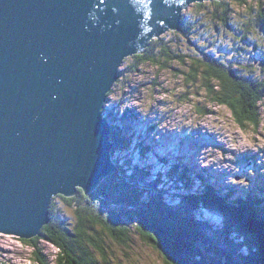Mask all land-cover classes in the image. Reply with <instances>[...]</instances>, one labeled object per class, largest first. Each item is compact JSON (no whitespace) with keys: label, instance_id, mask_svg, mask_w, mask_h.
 <instances>
[{"label":"water","instance_id":"1","mask_svg":"<svg viewBox=\"0 0 264 264\" xmlns=\"http://www.w3.org/2000/svg\"><path fill=\"white\" fill-rule=\"evenodd\" d=\"M207 1L0 0V233L37 237L54 194L117 173L102 110L122 63Z\"/></svg>","mask_w":264,"mask_h":264},{"label":"trees","instance_id":"2","mask_svg":"<svg viewBox=\"0 0 264 264\" xmlns=\"http://www.w3.org/2000/svg\"><path fill=\"white\" fill-rule=\"evenodd\" d=\"M235 2L243 10L241 26H237L239 20L234 17L229 0L194 4L192 12L187 11L182 16L179 29L152 40L144 53L132 56L128 70L137 72L138 68L150 65L175 72V77L181 79L187 89L182 102L189 99L191 91L193 96L207 103L195 106L200 115L211 114L207 105L223 107L244 130L260 126L263 116L264 5L258 1L257 5L248 0ZM229 28L241 34V41L257 38L253 43L258 51L255 60H241V56L233 52L226 56L223 52L204 51L207 33L212 32L214 37ZM195 35L198 40L203 36L202 40L197 41ZM117 129L115 127L110 134L112 156L126 144L119 138ZM113 161L117 174L105 178L91 194L80 189L70 197L57 195L55 199L64 209L52 202L50 220L39 235L29 240L19 239L32 250L31 264H113V250L130 248L135 237L159 254L161 264H264L263 223L259 222L263 230L255 229L252 227L254 216L251 221L247 217V213L252 212L251 206H256L251 203L254 192L238 196L234 205L239 209H235L217 198L216 193L220 192L189 193L190 177L186 168L178 167L170 175L185 187L179 191V203L170 206L159 195L156 183L145 182L148 172L134 167L127 174L123 169L130 165L121 167L117 159ZM148 185L156 188L154 193L144 190ZM230 192L233 194L232 190ZM209 200L208 206L206 201ZM204 204L206 208L214 206L226 216L224 228L215 229L208 220L196 228L191 214L196 208H204ZM262 204L264 202L258 203L259 207ZM257 214L263 218L264 210L258 209ZM152 236L156 239H151ZM40 240L57 249L55 259L45 256L39 247Z\"/></svg>","mask_w":264,"mask_h":264},{"label":"rangeland","instance_id":"3","mask_svg":"<svg viewBox=\"0 0 264 264\" xmlns=\"http://www.w3.org/2000/svg\"><path fill=\"white\" fill-rule=\"evenodd\" d=\"M229 1L234 17L239 20L237 23L239 27L242 24L240 20L243 18L241 14L243 10L235 4V0ZM248 1L256 5L258 1L264 5V0ZM194 4L182 11L184 16L187 11L192 12ZM191 25H194V22ZM240 35L231 28L219 32L214 37L212 32L207 33L204 51L223 52L226 56L233 52L240 55L241 60H255L258 51L253 43L257 38L241 41ZM202 38L203 36L198 40L197 36L196 40L200 41ZM233 46H236L234 50L229 49ZM244 52L251 56H244ZM131 61L132 58L128 57L122 63L119 78L112 86L103 108L104 117L110 121L111 132L118 127L119 138L126 143L122 146L123 149L115 150V155H111L119 161L121 167L123 164L130 165L123 170L129 174L130 169L136 167L148 172L145 182L156 183L159 195L163 200L166 199L170 206L179 203L181 199L179 191L181 187H185L173 178L170 179L172 176L170 173L181 158L183 159L181 165L190 176L187 187L191 193L204 186L214 191L211 194L219 191L225 194L232 189L233 194L230 198L244 197L247 189H252L254 195L263 197L264 108L261 125L242 130L223 107L207 105L211 114L200 115L195 106L204 105L206 102L201 97L193 96L191 91L188 92L189 99L182 102L184 99L182 95H185L187 89L183 81L175 77V72L162 71L150 65L138 68L137 72L128 70ZM173 66L179 67L176 64ZM129 109H132V112H129ZM245 157L247 158L241 160ZM95 190L90 193L81 191L91 194ZM144 190L152 194L156 188L148 185ZM52 202H55L58 208L64 209L55 197L52 198ZM206 203L209 206L211 201ZM206 207L204 204V208H196L191 214L190 218L196 228L206 220L215 229H219V226L224 228L226 216L214 206ZM251 207L252 212L249 211L247 217L251 221V216H254L252 227L263 230L264 216L262 218L261 212V215H258L257 211L258 209L263 211L264 204L261 207L258 204ZM259 222L263 223V229ZM208 229L213 235L216 234L215 230L209 227ZM131 245L127 249L113 250V264H161L159 254L138 238L135 237ZM39 247L49 260L55 259L57 249L54 246L40 240ZM31 252L32 250L20 242L18 237L0 233V264H31Z\"/></svg>","mask_w":264,"mask_h":264},{"label":"bare ground","instance_id":"4","mask_svg":"<svg viewBox=\"0 0 264 264\" xmlns=\"http://www.w3.org/2000/svg\"><path fill=\"white\" fill-rule=\"evenodd\" d=\"M195 4H200V3H195ZM195 60V59H194ZM202 63V62H201ZM203 65V64H202ZM118 76H119V72H118ZM129 112H132V109H129ZM112 147H113V145H112ZM110 158H111V161H112V167H113V170L115 169H117L116 168V166H115V164H114V161H113V158H112V156H111V154H110ZM117 173H118V170H117ZM117 173H113V174H117ZM109 175H112V174H109ZM77 188H79V189H81L80 187H75V190L77 189ZM96 189V188H95ZM94 189V190H95ZM82 190V189H81ZM259 190H261V188H260V186H259ZM82 191H84V190H82ZM90 193V192H89ZM76 194V193H75ZM75 194H73V195H75ZM85 194H88V193H85ZM57 195H62V194H54L53 196H52V198L53 197H56ZM72 195V196H73ZM217 196H218V199H223V200H225L226 202H227V204L228 205H230L231 203L233 204V207L235 208V209H239V207L238 206H235L234 205V201H235V199H233V198H230V197H225V198H222L221 196L219 197V194L217 193ZM254 197V196H253ZM264 202V201H263ZM50 207H51V205H50ZM49 211H50V208H49ZM49 214H50V212H49ZM50 219V218H49Z\"/></svg>","mask_w":264,"mask_h":264},{"label":"snow or ice","instance_id":"5","mask_svg":"<svg viewBox=\"0 0 264 264\" xmlns=\"http://www.w3.org/2000/svg\"><path fill=\"white\" fill-rule=\"evenodd\" d=\"M106 4V0H98V3H97V7L101 8V10H103V6ZM241 183H243V181H241ZM76 191H80L79 188L76 189ZM151 239L155 240L156 237L155 236H152Z\"/></svg>","mask_w":264,"mask_h":264}]
</instances>
